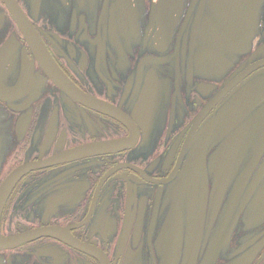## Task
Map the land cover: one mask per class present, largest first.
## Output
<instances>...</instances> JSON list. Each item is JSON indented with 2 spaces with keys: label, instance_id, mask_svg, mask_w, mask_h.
Here are the masks:
<instances>
[{
  "label": "flooded vegetation",
  "instance_id": "1",
  "mask_svg": "<svg viewBox=\"0 0 264 264\" xmlns=\"http://www.w3.org/2000/svg\"><path fill=\"white\" fill-rule=\"evenodd\" d=\"M15 1L0 264H264V0Z\"/></svg>",
  "mask_w": 264,
  "mask_h": 264
},
{
  "label": "water",
  "instance_id": "2",
  "mask_svg": "<svg viewBox=\"0 0 264 264\" xmlns=\"http://www.w3.org/2000/svg\"><path fill=\"white\" fill-rule=\"evenodd\" d=\"M6 3L9 7V9L11 10L13 16L15 17L18 25H20V27L22 28V30L24 32L29 30L31 25L27 21V19L24 17V15H23L20 7L18 6L17 2L15 0H6ZM44 58L50 59L49 56H44ZM51 74L54 78H56V82L58 84H60L65 91H71L72 88H71V85H69L67 78L57 67H56V72L51 71ZM207 136L208 135H206L205 139H207ZM83 149H87V147H84ZM79 150H82V148L74 149L73 151H79ZM73 153H75V152H68L66 154H73ZM202 156H203V152L198 153L196 156V160H198ZM21 172H22L21 168L16 169L13 172V174L6 179V181L3 183L2 187H0V210L3 206V203L5 201L7 193L9 191L10 186H11V181L14 179L15 174L20 175ZM6 240L10 241V238H4L3 239L0 237V242H2V244L5 243Z\"/></svg>",
  "mask_w": 264,
  "mask_h": 264
}]
</instances>
